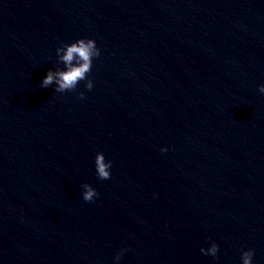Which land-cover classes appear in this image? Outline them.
<instances>
[{"label":"water","instance_id":"obj_1","mask_svg":"<svg viewBox=\"0 0 264 264\" xmlns=\"http://www.w3.org/2000/svg\"><path fill=\"white\" fill-rule=\"evenodd\" d=\"M211 241L217 258L202 255ZM264 264V130L227 161L131 264Z\"/></svg>","mask_w":264,"mask_h":264},{"label":"clouds","instance_id":"obj_2","mask_svg":"<svg viewBox=\"0 0 264 264\" xmlns=\"http://www.w3.org/2000/svg\"><path fill=\"white\" fill-rule=\"evenodd\" d=\"M100 54L101 50L92 38L84 37L68 43L60 42L55 49L56 62L59 67L49 68L41 78L39 87L52 86L54 92L64 93L73 91L78 83L83 82L84 89L90 91L93 88V81L88 77V74L91 72L93 61L98 59ZM257 92L264 96V84L257 86ZM79 98H84L83 92L79 93ZM160 151L163 153L167 149L162 147ZM93 164L97 179L107 180L110 178L112 161H106L103 153L95 154ZM80 188L82 190L81 198L85 202H92L98 196L96 190L87 183H82ZM218 248L217 243L211 241L207 249L201 247L199 251L202 255L216 259ZM127 251L129 249L121 248L113 256V264H119L121 256ZM253 255L252 249L242 250L240 264H252Z\"/></svg>","mask_w":264,"mask_h":264}]
</instances>
